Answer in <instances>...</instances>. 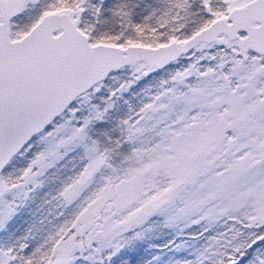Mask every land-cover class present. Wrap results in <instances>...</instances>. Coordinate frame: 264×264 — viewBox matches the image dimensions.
I'll use <instances>...</instances> for the list:
<instances>
[{"label": "snow or ice", "instance_id": "6c2138e0", "mask_svg": "<svg viewBox=\"0 0 264 264\" xmlns=\"http://www.w3.org/2000/svg\"><path fill=\"white\" fill-rule=\"evenodd\" d=\"M0 264H264V0H0Z\"/></svg>", "mask_w": 264, "mask_h": 264}]
</instances>
